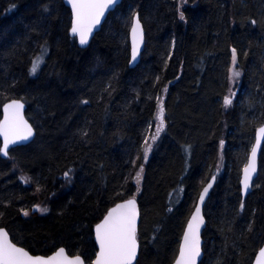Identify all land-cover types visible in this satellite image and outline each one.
<instances>
[{
  "label": "trees",
  "instance_id": "obj_1",
  "mask_svg": "<svg viewBox=\"0 0 264 264\" xmlns=\"http://www.w3.org/2000/svg\"><path fill=\"white\" fill-rule=\"evenodd\" d=\"M45 4L50 12H43ZM178 4L123 0L81 49L69 35L71 12L63 0H0V120L5 95L22 96L37 132L8 159L0 153V227L32 255L48 256L64 247L86 263L95 259V223L120 202L115 193L125 199L137 195L133 177L142 160L129 161L142 157L143 140L155 133V98L161 96L167 128L143 164L139 264H173L199 192L217 166L218 180L205 207L201 264L253 263L264 244V145L244 212L238 206L242 169L264 124V0H188L183 9L188 23L179 20ZM129 5L140 12L146 33L145 51L133 69ZM251 19L259 23L252 25ZM45 41L44 63L31 76V62L42 55ZM232 47L243 71L235 86L229 80ZM13 80L15 88L8 89ZM230 88L236 97L225 109ZM81 99L89 104L81 105ZM85 127L87 143L79 135ZM69 168L75 169L71 183L63 175Z\"/></svg>",
  "mask_w": 264,
  "mask_h": 264
},
{
  "label": "snow or ice",
  "instance_id": "obj_2",
  "mask_svg": "<svg viewBox=\"0 0 264 264\" xmlns=\"http://www.w3.org/2000/svg\"><path fill=\"white\" fill-rule=\"evenodd\" d=\"M71 5V34L73 37H78L79 44L81 46L89 45L90 39L93 37L94 31L98 30L101 26L102 20L105 19V14L114 9L120 4V0H68ZM188 4V0H179L177 6V14L179 20L188 23V18L185 15L184 6ZM12 7H15L13 5ZM51 9L47 4L43 5V12H50ZM261 15H264L262 13ZM252 25H257L259 21L257 19H251ZM126 25L130 32L131 37V53L129 59V66L135 65L138 62V58L141 56V49L145 44V30L142 23L141 15L138 10L132 5H129V14L126 20ZM33 31H37V28H33ZM176 41H171V49H174ZM47 41L42 46V55L36 57L29 68V75L35 76L40 69V65L44 63L43 52L46 50ZM15 50L9 52V55H14ZM240 53L236 47L231 48V68L229 80L233 86L243 75L242 68L239 66L238 57ZM247 56V52L244 53ZM172 57H167L170 60ZM114 79L117 75H114ZM179 79V77H177ZM156 82H159V77H156ZM3 85H0L2 87ZM16 81L13 80L7 84L8 89H14ZM112 84L109 83L108 88L105 89L111 95ZM162 92L166 95L168 88L165 86ZM236 97V92L230 88L228 94L223 97L222 107L228 109L233 106V102ZM139 98V93H137ZM157 113H156V125L155 133L147 134L143 140L142 157L137 154L135 160L129 161V163L135 165L136 160H142L138 171L135 172L133 179L136 184L137 194L140 192V186L144 179V167L143 164L147 163L148 154L152 152L153 145L156 144L160 138V134L167 128V122L165 119V104L164 99L161 96H157ZM27 101L22 96L8 97L5 95L3 102V119L0 120V136L3 137L2 146H0V153L4 156L9 155L10 146L21 145L23 142L32 140L36 136L37 132L34 129L33 124L29 123V120L25 117V105ZM81 105H88V99H81L79 101ZM254 103L250 100L249 107H254ZM264 115V113H262ZM149 133L152 128V124L148 125ZM81 139L87 143L89 132L87 127L79 130ZM264 141V124H261L258 128V136L256 143L251 147L250 154L248 156L247 163L242 169V178L240 184L242 185L241 194L242 197H246L249 190L253 187V177L257 174L258 170V151L261 142ZM225 141L220 139L219 149L221 152V160L223 159V149ZM189 158L191 156V145L186 148ZM103 168V165H100ZM219 172V166H217V174ZM64 178L68 183L73 181L75 175V169L69 168L64 172ZM25 183L29 182L30 178H23ZM216 183V175H212L207 183L203 184L201 191L199 192L198 199L192 212L190 219L187 222L186 230L183 233L182 243L179 245L178 255L174 259V264H197V261L201 257V228L205 224L204 206L206 199L209 198L210 190L213 189ZM257 187L259 185H256ZM39 190V189H38ZM120 198V202H114V206L105 210L99 222L95 223L94 235L95 243L98 245V251L95 252V259L89 258L87 264H139L138 256L141 252V241L138 222L140 220V207L135 195L130 198H123V193H115ZM36 210L40 212H47V208H41L36 205ZM245 202L241 198L238 206V212H244ZM25 217L30 215V212L25 209H21ZM168 211H172L171 208ZM2 215V214H0ZM252 215L255 216L256 212L253 210ZM253 220L249 226L248 231L253 230ZM231 230L230 228L228 229ZM154 240L156 236L152 237ZM225 245L227 246V237L225 239ZM0 264H86L84 258L79 254L69 256L64 247H59L54 254L49 256L44 255H32L28 250L22 246H18L12 239L9 238V232L4 227H0ZM217 264H222V261H217ZM256 264H264V247L259 249V255L256 259Z\"/></svg>",
  "mask_w": 264,
  "mask_h": 264
},
{
  "label": "water",
  "instance_id": "obj_3",
  "mask_svg": "<svg viewBox=\"0 0 264 264\" xmlns=\"http://www.w3.org/2000/svg\"><path fill=\"white\" fill-rule=\"evenodd\" d=\"M122 2H123V0H120V4H119L118 6H120V5L122 4ZM63 4H64V5L70 10V12H71V5H70V3H68V0H63ZM118 6H117V7H118ZM117 7H115L114 9L110 10L108 13L105 14V19L102 20V22H101V26H99L98 30L94 31V33H93V37L90 39L89 45H90L91 41L93 40V38L95 37V35L101 31V29H102L104 23L106 22V20H107L109 14H111L112 12H114V11L116 10ZM71 20H72V13H71ZM69 35H70L71 38L76 39L79 48H81V49H86V48L89 47V45H87V46H81V45L79 44L78 37H73V36H72V34H71V29H70ZM129 37H130V36H129ZM130 46H131V37H130ZM145 46H146V39H145V44H144V46H143L142 49H141V56L138 58V62H137V64L130 66L131 69L136 68V67L139 65V63H140V61H141V57H142L143 52H144V50H145ZM130 53H131V52H130ZM26 111H27V106L25 105V113H24V114H25V117H26ZM2 119H3V113H2ZM2 119H1V120H2ZM29 123H30V122H29ZM257 136H258V129H257L256 134H255V141H254V144L256 143V138H257ZM35 137H36V136H34V137L32 138V140H30V141L23 142L21 145H13V146H10L9 153H10L11 150L16 149V148H18V147L28 146L29 144H31V143L34 141ZM0 141H1V146H2V143H3V137H2V136H0ZM254 144H253V145H254ZM263 145H264V141L261 142V145H260V148H259V151H258V170H257V174L253 177V185H254L255 181L257 180V178H258V176H259V160H260L261 152H262V149H263ZM1 155H2V158L5 159V160L9 158V155H8V156H4L2 153H1ZM247 160H248V159H247ZM242 175H243V173L241 174V178H242ZM240 180H241V179H240ZM216 183H217V177H216ZM216 183L214 184L213 189H214ZM240 187L242 188V185H241V184H240ZM213 189L210 190L209 198H210V196H211V193H212ZM252 191H253V187L249 190L248 195H247L246 197H243V199L245 200V199H246V198L252 193ZM136 198H137V202H138V205H139V197H138V194L136 195ZM209 198L206 199V201H205V206H204V209H203L204 217H205V207H206V204H207ZM196 202H197V201H196ZM195 205H196V204H195ZM139 207H140V205H139ZM194 208H195V207H194ZM193 211H194V209H193ZM140 213H141V209H140ZM189 219H190V218H189ZM140 224H141V216H140V220H139V222H138V226H139V227H140ZM186 227H187V224H186V226H185L184 231L186 230ZM206 227H207V219H206V217H205V224H204V226L201 228V233H200V234H201V248H202V254H201V257L199 258V260L197 261V264H201V263L203 262L204 255H205V253H204V243H205V242H204L203 235H204V232H205V230H206ZM5 230H6V229H5ZM183 233H184V232H183ZM182 237H183V235H182ZM182 237H181L180 243H182ZM9 238L11 239L10 234H9ZM94 241H95V235H94ZM179 245H180V244H179ZM96 246H97V250H98V245L96 244ZM261 247H264V244H263ZM66 251H67V250H66ZM67 253H68V252H67ZM30 254H31V253H30ZM52 254H54V253H52ZM52 254H50V255H52ZM68 255H69V254H68ZM177 255H178V254H177ZM258 255H259V251H258L257 255L255 256V258H254L252 264H256V259H257ZM48 256H49V255H48ZM69 256H70V255H69ZM139 257H140V254H139V256H138V259H139ZM82 258H83V257H82ZM86 264H87V263H86ZM173 264H174V262H173Z\"/></svg>",
  "mask_w": 264,
  "mask_h": 264
},
{
  "label": "bare ground",
  "instance_id": "obj_4",
  "mask_svg": "<svg viewBox=\"0 0 264 264\" xmlns=\"http://www.w3.org/2000/svg\"><path fill=\"white\" fill-rule=\"evenodd\" d=\"M70 29H71V27H70ZM145 30V29H144ZM70 32V31H69ZM129 36H130V32H129ZM145 39H146V33H145ZM129 45H130V37H129ZM146 47V46H145ZM145 51V50H144ZM130 52H131V46H130ZM1 113H3V106H2V108H1ZM216 175V177H217V180H218V175L217 174H215ZM189 220V219H188ZM188 222V221H187ZM187 224V223H186ZM186 226V225H185ZM185 229V228H184ZM184 232V231H183ZM183 235V234H182Z\"/></svg>",
  "mask_w": 264,
  "mask_h": 264
},
{
  "label": "rangeland",
  "instance_id": "obj_5",
  "mask_svg": "<svg viewBox=\"0 0 264 264\" xmlns=\"http://www.w3.org/2000/svg\"><path fill=\"white\" fill-rule=\"evenodd\" d=\"M42 65H43V64L40 65V68H41ZM35 211H36V210H35Z\"/></svg>",
  "mask_w": 264,
  "mask_h": 264
}]
</instances>
